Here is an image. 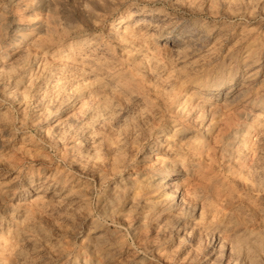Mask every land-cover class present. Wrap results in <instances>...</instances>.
<instances>
[{"label": "rangeland", "instance_id": "rangeland-1", "mask_svg": "<svg viewBox=\"0 0 264 264\" xmlns=\"http://www.w3.org/2000/svg\"><path fill=\"white\" fill-rule=\"evenodd\" d=\"M0 264H264V0H0Z\"/></svg>", "mask_w": 264, "mask_h": 264}, {"label": "bare ground", "instance_id": "bare-ground-1", "mask_svg": "<svg viewBox=\"0 0 264 264\" xmlns=\"http://www.w3.org/2000/svg\"><path fill=\"white\" fill-rule=\"evenodd\" d=\"M124 22H126L125 18H120V19L117 21V26H119V27L122 26V25L124 24ZM187 35L189 36L190 33H189V34L186 33V36H187ZM154 175H155V176H159V174H157V173H154ZM176 175H177V174H174L173 171L170 172V173L168 174L166 180L168 179V180L171 181V182H168V184H172V183H173L172 181H173L174 178H176ZM164 183H165L164 181L160 182L161 185L164 184Z\"/></svg>", "mask_w": 264, "mask_h": 264}]
</instances>
